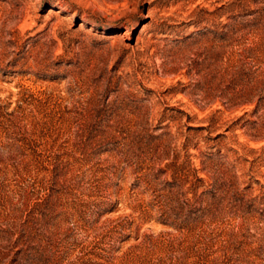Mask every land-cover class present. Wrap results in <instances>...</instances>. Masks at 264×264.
I'll return each instance as SVG.
<instances>
[{"label":"rangeland","instance_id":"1","mask_svg":"<svg viewBox=\"0 0 264 264\" xmlns=\"http://www.w3.org/2000/svg\"><path fill=\"white\" fill-rule=\"evenodd\" d=\"M0 264H264V0H0Z\"/></svg>","mask_w":264,"mask_h":264},{"label":"trees","instance_id":"2","mask_svg":"<svg viewBox=\"0 0 264 264\" xmlns=\"http://www.w3.org/2000/svg\"><path fill=\"white\" fill-rule=\"evenodd\" d=\"M252 24L254 25L255 24V21L252 22ZM242 25V24H241ZM250 26V25H249ZM226 35H223L222 37L224 38Z\"/></svg>","mask_w":264,"mask_h":264}]
</instances>
